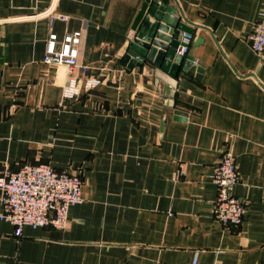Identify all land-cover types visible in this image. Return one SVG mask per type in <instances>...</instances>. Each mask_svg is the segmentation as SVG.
Returning <instances> with one entry per match:
<instances>
[{
  "label": "crops",
  "instance_id": "1",
  "mask_svg": "<svg viewBox=\"0 0 264 264\" xmlns=\"http://www.w3.org/2000/svg\"><path fill=\"white\" fill-rule=\"evenodd\" d=\"M153 1L0 0V175L49 163L84 178L63 229L17 237L0 198V264L264 261V54L245 38L264 0H170L193 30L178 70L125 60ZM74 30L81 76L102 82L70 100L65 68L44 57L50 32ZM226 149L247 206L229 227L213 213Z\"/></svg>",
  "mask_w": 264,
  "mask_h": 264
},
{
  "label": "built area",
  "instance_id": "2",
  "mask_svg": "<svg viewBox=\"0 0 264 264\" xmlns=\"http://www.w3.org/2000/svg\"><path fill=\"white\" fill-rule=\"evenodd\" d=\"M46 14L64 22L70 19L68 14L53 10ZM82 38V30H74L62 37L50 32L47 39L44 62L65 68L68 75V81L63 86L65 99L73 100L84 92L94 90L102 82L98 78H83L80 74L85 69L80 61ZM245 38L256 53L264 54V10ZM192 42L193 35L183 33L177 53L187 56ZM212 178L217 186L213 208L216 220L226 227L242 224L247 206L234 192L241 176L236 156L231 150L226 149L214 164ZM83 185L84 178L80 172L57 170L49 163H27L17 170H6L0 175L1 217L14 226L17 237L22 236L26 225L63 229L68 223L70 208L83 201ZM193 263H197V258Z\"/></svg>",
  "mask_w": 264,
  "mask_h": 264
},
{
  "label": "water",
  "instance_id": "3",
  "mask_svg": "<svg viewBox=\"0 0 264 264\" xmlns=\"http://www.w3.org/2000/svg\"><path fill=\"white\" fill-rule=\"evenodd\" d=\"M175 6L170 0H155L139 28L136 37L131 41L125 60L130 59V66L150 61L165 70L173 67L179 69L184 56L177 53L182 33L192 34L189 22H182ZM192 66V58L188 57L183 69Z\"/></svg>",
  "mask_w": 264,
  "mask_h": 264
}]
</instances>
